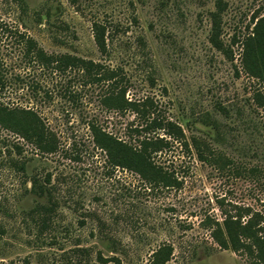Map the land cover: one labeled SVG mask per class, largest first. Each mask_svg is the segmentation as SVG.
<instances>
[{"label": "rangeland", "instance_id": "374dc122", "mask_svg": "<svg viewBox=\"0 0 264 264\" xmlns=\"http://www.w3.org/2000/svg\"><path fill=\"white\" fill-rule=\"evenodd\" d=\"M214 1L0 0V107L32 109L58 140L56 151L44 152L0 122V264H115L98 261V251L121 264H149L164 242L173 247L165 264H251L220 248L201 222L221 221L236 207L264 213V109L251 103L259 83L241 67V45L231 42L250 31L264 0H224L220 37L231 57L208 40ZM93 21L106 26L105 53ZM19 33L47 53L117 69L125 97L151 98L188 143L202 140L213 154L201 160L190 144L174 141L158 153L155 161L175 171L179 188L112 167L87 123L134 142L135 113L102 106L107 84L89 82L81 69L37 66ZM33 179L41 190H30ZM50 200L54 211L43 222L32 209Z\"/></svg>", "mask_w": 264, "mask_h": 264}, {"label": "trees", "instance_id": "16d2710c", "mask_svg": "<svg viewBox=\"0 0 264 264\" xmlns=\"http://www.w3.org/2000/svg\"><path fill=\"white\" fill-rule=\"evenodd\" d=\"M75 3L76 0H71ZM224 0L214 1V10L210 12V30L208 40L217 50L226 57H231L230 45H224L221 40L222 14L225 10ZM252 26L248 33L240 40L232 35V44L241 45V67L250 77L257 79L259 87L255 88L251 95V103L254 109H264V10H260L252 16ZM94 42L101 53L107 51L106 26L101 21L92 23ZM19 40L23 41L25 56L37 66L50 67L56 72L67 69H81L83 75L91 83H106V88L100 98V103L106 109L124 112L131 110L135 113L138 124L130 127L131 135L135 136L134 142L123 140L103 129L98 122L89 121L92 140L96 147L103 150L107 156L108 163L136 172L145 179L149 185L163 188H179L181 179L170 170L155 161V156L165 149H170L172 142H179L188 149L189 144L194 148L195 155L201 160H207L210 149L202 140L192 137L190 143L185 140L182 127L157 113L156 105L149 97L139 99H128L125 97L126 86L124 77L117 69L107 67L99 61L84 59L71 54H53L45 52L31 38H24L22 33L18 34ZM5 84L0 77V88ZM33 88H36L33 86ZM39 88V86L37 87ZM36 90V89H35ZM48 96V92H45ZM225 112V108L221 107ZM0 122L22 137L33 142L35 146L44 152L52 153L58 149V140L53 132L46 129L40 118L32 109L18 110L16 107L7 109L0 107ZM259 124L264 131V113L259 115ZM161 133H158V132ZM221 156L213 155V160L220 161ZM50 182L49 176L45 179ZM42 189L35 179L31 181L32 192ZM44 190L50 188L43 186ZM50 195V194H48ZM32 211H40L44 214L43 222L50 217L54 211L50 200L47 204L37 205ZM221 221L203 220V226L210 227V236L215 243L223 249L244 255L251 264H264V213L252 210L248 207H236L234 212L225 211ZM111 251L114 250L111 245ZM80 252L88 251V248L78 247ZM173 247L168 243H161L150 253L149 264H165L171 259ZM96 259L102 263L113 261L121 264L116 255L104 257L100 251Z\"/></svg>", "mask_w": 264, "mask_h": 264}]
</instances>
